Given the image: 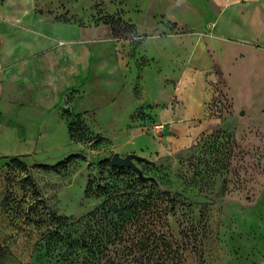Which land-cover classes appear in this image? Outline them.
I'll list each match as a JSON object with an SVG mask.
<instances>
[{"label":"rangeland","instance_id":"obj_1","mask_svg":"<svg viewBox=\"0 0 264 264\" xmlns=\"http://www.w3.org/2000/svg\"><path fill=\"white\" fill-rule=\"evenodd\" d=\"M48 1L58 24H75L91 39L110 42L107 70L117 71L120 63L128 72L123 102L129 104L130 93L132 107L129 120L114 125L111 136L106 132L110 123L98 122L101 108L78 112L68 103L60 106L67 132L54 119L44 147L0 155V264H59L50 232L70 230L100 205L105 196L99 184L123 186L129 180L109 166L114 152L142 155L135 162L146 183L178 198V212L170 218L177 236L184 220L198 224L200 249L189 250L185 264H264V41L235 38V70L215 67L200 80L197 73L203 70L190 63L198 37L214 29L212 22L201 19L209 14L204 7L210 6H192L198 0L175 6L168 0ZM41 2L45 0H39V6H46ZM58 34L66 35V30ZM244 64H250L249 74L242 73ZM147 65H155L159 72L154 99L143 92L142 70ZM184 67L193 70L199 82L187 84L179 107L188 112L202 105L205 112L185 117L189 131L181 142L183 134L175 123H165L163 138L153 125L164 121L165 107L178 109V82L172 73L178 77ZM114 71L106 74L112 79L110 87L115 84ZM79 92L70 90L69 99ZM118 101L111 99L104 108L115 110ZM69 120L74 122L75 138ZM129 129L146 135L147 146L138 148L135 137L126 142L116 139ZM151 142L158 148L151 149ZM131 144L135 146L126 147ZM30 147L29 141L0 139L2 153Z\"/></svg>","mask_w":264,"mask_h":264},{"label":"crops","instance_id":"obj_2","mask_svg":"<svg viewBox=\"0 0 264 264\" xmlns=\"http://www.w3.org/2000/svg\"><path fill=\"white\" fill-rule=\"evenodd\" d=\"M184 1L168 0L167 4L181 5ZM51 2L45 0L41 3L46 6H39V0H0V139L20 143L29 141L31 144L26 151L0 152V155L25 154L44 147L43 144L51 136L49 123H53L54 119L58 124L62 123L67 132L60 117V106L68 103L78 112L101 108L98 122L110 123L106 131L108 135L112 134L114 125L129 120L133 97L127 93L126 99L130 102L128 105L123 102L122 84L130 82V76L127 77L128 72L120 63L117 71L107 70L109 41L91 39L78 31L75 24H58ZM192 6H210L204 7L203 10L209 11V14H204L201 19L205 24L212 22L214 28L210 35H201L196 40L190 65L203 70L197 73L200 80L202 75L215 67L224 72L235 70L232 54L237 42L235 38L264 41V0H198ZM62 29L66 30V35L58 34L63 32ZM60 40H63V46L59 45ZM246 60L249 62L250 58L246 57ZM244 65L248 69L244 67L242 73L249 74L250 64ZM112 71L115 84L110 87L108 81L112 79H108L106 74ZM166 73L171 74L170 71ZM142 74L143 92L154 99L153 85L159 79V72L155 65H147ZM172 75L178 82V109L165 107L161 117L164 123H175V129L183 134L180 141L185 142V134L189 131V125L184 123L187 121L185 117L203 116L205 110L201 105L183 112L179 107L180 100L186 99L187 84L199 82V79L193 70L187 72L186 67L180 76ZM73 89L80 92L69 99V92ZM166 96L170 97L169 94ZM111 99L119 100L115 110L104 108ZM89 101L91 104L87 105ZM115 137L119 142L135 137L138 148L147 146L149 141L146 135L139 134L138 129L125 130ZM135 145L125 146L132 148ZM157 148L151 142V149Z\"/></svg>","mask_w":264,"mask_h":264},{"label":"trees","instance_id":"obj_3","mask_svg":"<svg viewBox=\"0 0 264 264\" xmlns=\"http://www.w3.org/2000/svg\"><path fill=\"white\" fill-rule=\"evenodd\" d=\"M73 123L68 121V129L75 138ZM109 166L128 176V182L99 184L105 196L100 205L70 230L50 232L59 264H185L187 252L200 249L201 238L198 224L190 220H184L180 236L175 234L170 218L178 212V198L146 183L132 167L115 166L110 160Z\"/></svg>","mask_w":264,"mask_h":264},{"label":"water","instance_id":"obj_4","mask_svg":"<svg viewBox=\"0 0 264 264\" xmlns=\"http://www.w3.org/2000/svg\"><path fill=\"white\" fill-rule=\"evenodd\" d=\"M143 156L136 153V152H130L126 155H121L119 152H114L111 157V163L115 166H127L132 167L134 170H136L141 178H145L144 174L141 170V168L136 164L135 159H142Z\"/></svg>","mask_w":264,"mask_h":264},{"label":"built area","instance_id":"obj_5","mask_svg":"<svg viewBox=\"0 0 264 264\" xmlns=\"http://www.w3.org/2000/svg\"><path fill=\"white\" fill-rule=\"evenodd\" d=\"M153 127L156 133L158 134V136L160 138H163L165 123L162 121H157L154 123Z\"/></svg>","mask_w":264,"mask_h":264}]
</instances>
